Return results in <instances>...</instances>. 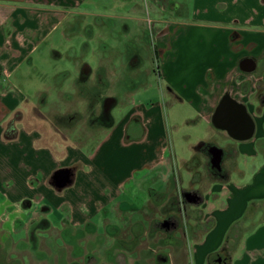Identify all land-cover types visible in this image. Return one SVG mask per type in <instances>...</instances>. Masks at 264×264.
<instances>
[{
  "label": "crops",
  "instance_id": "obj_1",
  "mask_svg": "<svg viewBox=\"0 0 264 264\" xmlns=\"http://www.w3.org/2000/svg\"><path fill=\"white\" fill-rule=\"evenodd\" d=\"M192 2L188 19L183 0H0V218L4 209L20 214L37 206L45 215L62 210L68 214L63 221L89 227L87 236H94L89 248L98 257L115 258L122 253L115 247L120 230L135 228L152 203L158 208L165 198L181 194L178 208L166 206L164 219L156 222L167 232L175 210L183 218L187 206L197 210L199 219L190 221L195 228L201 226L200 233L184 236L182 264H264V0ZM142 3L151 14V36L144 24L140 28L148 15ZM130 11L138 14L124 16ZM90 16L98 20L93 33L105 27L106 16L113 18L109 27L114 35L132 30L135 39L124 42L128 56L139 48L154 50L161 102L152 95L138 104L112 96L115 106H122L119 118L84 151L82 143L46 138L42 124L30 126L24 117L22 122L19 115L14 118L24 109L14 100L26 98L11 96L6 86L14 75H22L26 61L34 63L35 53L55 31L89 35L85 20ZM100 45L105 47L104 42ZM226 97L237 105L236 121L219 117L231 108ZM171 110L196 118L176 123L167 115ZM216 116L222 125L214 122ZM201 123L216 136L199 134ZM212 147L221 149L218 166L210 162ZM254 204L263 209L251 212ZM249 212L250 229L237 241L235 234L226 240L230 228ZM95 218L102 232L95 233ZM73 232L57 236L77 243ZM147 232L138 264L181 258L173 250L178 240L166 236L173 245L161 251L157 245L164 237L154 240L153 231ZM79 235L85 238L83 231ZM107 237L113 241L110 247L105 246ZM9 244L7 238L0 240L1 248ZM83 248V253L89 251Z\"/></svg>",
  "mask_w": 264,
  "mask_h": 264
},
{
  "label": "rangeland",
  "instance_id": "obj_2",
  "mask_svg": "<svg viewBox=\"0 0 264 264\" xmlns=\"http://www.w3.org/2000/svg\"><path fill=\"white\" fill-rule=\"evenodd\" d=\"M183 2L186 5L183 16L192 19V0H183ZM141 7L143 14L145 11L148 12L145 4L142 3ZM134 14L138 13L125 12L124 16ZM150 15L148 12L144 22H140V28L144 24L149 36L153 32L152 27L149 29L147 22V16L149 18ZM183 16L177 17V19L180 21ZM107 17H104L103 20L105 27L100 28L98 31L95 30L96 33H93V28H96L98 20L91 16L88 17L85 21L88 22V27H90L91 32L89 35L82 32L68 36L63 35L60 30L55 31L40 46L38 54L35 53L34 63L31 64L26 61L23 64L21 68L22 75L19 77L14 75L9 86H6L7 90L10 91V95L20 93V95H25L26 98L22 102L20 98L14 100V102L17 101L18 106L24 108L23 111L18 110L14 114V118L19 115L17 117H19L20 122L23 119L25 124L30 126L34 124L38 127L39 124H42L41 129L46 133V138L51 135L53 139L55 136L58 142L62 141L61 137L67 138L78 144L82 143L80 147L84 151H89L102 137L108 122L112 121L114 117L119 118V110L122 106H115L112 96L120 98L121 101L126 99L130 103L132 100L137 101L138 104L152 95L161 102V93L158 91V81L155 77L158 76L159 72L157 71L154 50L151 52L149 49L139 48L128 56L129 53L125 50L124 42L134 40L136 35L132 34V30L129 33H123L119 30L120 34L114 35L109 27V25H112L110 22L113 18ZM125 21L128 24L131 22L129 20ZM122 23L118 25L121 26ZM97 32L100 34H97ZM101 42L105 43V47H102V45L99 47ZM85 44H88V46L86 47ZM62 69L66 72H62ZM62 74L63 76H61ZM100 75L104 82L98 80ZM3 84L6 85L7 83ZM104 102L107 109L106 116L103 114ZM170 108L173 109L174 107ZM172 111H169L167 115L169 119L174 120L176 123L181 122L183 124L186 117L196 118L195 116H185L186 114H171ZM103 116L105 117L104 120L102 119ZM189 128L192 127L185 126V129ZM53 129H57V132L54 133ZM197 129L201 130L199 131L201 135L208 133L216 136V132L205 123H201ZM216 139L217 144L224 145V140L221 137ZM180 196L181 194L170 195L163 201L164 206L158 208L152 203L150 209L144 214L143 221L137 222L135 228L120 230L115 247L122 253L115 256V258L98 257L96 250L89 248L92 246L91 242L94 238L91 233L90 236H87L89 235L87 233L89 227L85 224L74 227L66 220L63 221V217L66 218L68 214L62 210L51 211L45 215L37 206L30 210H22L20 214L3 208V216L0 218V240L7 238L12 244H9L6 249L0 246V264H138L140 261L136 259L138 252L148 244L146 239L142 241V237L145 236V231H148L147 234H149L151 230L154 233L152 235L154 240L160 238V236L164 237L161 244H156L158 250H170V242L166 240V236H168L170 240H178L179 244L173 250L179 252L181 256V258L167 260L161 257L154 258L151 260L152 264L185 263V253L180 251V248L184 246L182 241L186 236L200 233L199 228L201 229V226L195 228L193 226L194 222L190 221L191 219L195 221L199 219L197 210L186 205L187 211L184 218L179 211L175 210L173 217L169 218L171 225L167 232L162 229L161 224L156 222L158 218L164 219L166 214L163 211L166 206L178 208V201H183ZM160 199L158 197L156 201H161ZM258 207L261 210L263 209V206L254 204L251 212H255ZM169 214L171 213L169 212ZM15 217H18L19 222L14 224ZM187 217H189V220L185 219ZM45 218L49 221L51 229L46 225ZM186 220L187 224L184 225L183 221ZM114 222L118 223L117 221ZM99 224L100 220L98 221V218H95L93 220V225H96L95 233L101 231L98 228ZM252 224L253 220L249 212L240 221L239 227L247 229ZM118 227L120 226L118 225ZM68 229L74 231L72 235L77 243H65L62 239L63 236H57L59 234L64 235ZM81 231L85 233V238L79 235ZM33 234L36 236L35 238ZM22 239L26 245L21 242ZM149 239L151 240V237ZM105 240L108 241L105 246L110 247L113 242L111 237H107ZM83 247L89 249V251L83 253Z\"/></svg>",
  "mask_w": 264,
  "mask_h": 264
},
{
  "label": "water",
  "instance_id": "obj_3",
  "mask_svg": "<svg viewBox=\"0 0 264 264\" xmlns=\"http://www.w3.org/2000/svg\"><path fill=\"white\" fill-rule=\"evenodd\" d=\"M224 100L225 101H230V105L229 106L231 108L223 110L222 111L223 114H221V116H219V117L222 118V119H225L224 117H228V119H231L232 121H236L238 119L237 118L238 108L235 107V106H237L236 103H233L232 100H229V98H227V97L224 98ZM228 119L226 118V120L230 122V120H228ZM210 153H211V159H210L211 164L213 166H218V163H219V160H220V155H221V149L217 148V147H212V148H210ZM187 197L189 199V195Z\"/></svg>",
  "mask_w": 264,
  "mask_h": 264
},
{
  "label": "trees",
  "instance_id": "obj_4",
  "mask_svg": "<svg viewBox=\"0 0 264 264\" xmlns=\"http://www.w3.org/2000/svg\"><path fill=\"white\" fill-rule=\"evenodd\" d=\"M166 223V222H165ZM162 224V223H160ZM250 228H247V229H243L241 227H239V223H236L234 224L230 230L227 232V237H226V240L229 238V237H232V234H235L236 235V238L234 239L235 241L238 240V238L245 232V231H248ZM234 230L236 231L234 233ZM226 246V242H224V244L222 245V248H225Z\"/></svg>",
  "mask_w": 264,
  "mask_h": 264
},
{
  "label": "flooded vegetation",
  "instance_id": "obj_5",
  "mask_svg": "<svg viewBox=\"0 0 264 264\" xmlns=\"http://www.w3.org/2000/svg\"><path fill=\"white\" fill-rule=\"evenodd\" d=\"M133 57H135V56H133ZM103 114L106 116L107 115V113H106V111H107V109L105 108V102H104V108H103ZM103 120L105 119V117L103 116V118H102ZM219 120H221V119H219L217 116L215 117V121L214 122H217L218 123V125H222V122H223V120H222V122H220ZM105 122V121H104ZM111 122V121H110ZM110 122H108V123H110ZM226 124V123H225ZM227 126V125H226Z\"/></svg>",
  "mask_w": 264,
  "mask_h": 264
},
{
  "label": "built area",
  "instance_id": "obj_6",
  "mask_svg": "<svg viewBox=\"0 0 264 264\" xmlns=\"http://www.w3.org/2000/svg\"><path fill=\"white\" fill-rule=\"evenodd\" d=\"M147 22H148V24L150 25V24L152 23V20L149 19V18H147Z\"/></svg>",
  "mask_w": 264,
  "mask_h": 264
}]
</instances>
